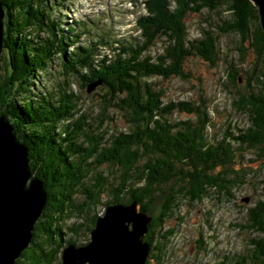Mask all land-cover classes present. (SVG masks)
<instances>
[{
  "label": "trees",
  "instance_id": "1",
  "mask_svg": "<svg viewBox=\"0 0 264 264\" xmlns=\"http://www.w3.org/2000/svg\"><path fill=\"white\" fill-rule=\"evenodd\" d=\"M132 1L137 5V0ZM50 2L0 0L5 14L2 44L7 51V72L0 75V113L13 123L17 138L27 148L33 175L44 182L47 193L32 241L15 264H54L64 242L75 244L73 239H60V226L72 215L86 217L91 207L101 203L103 192L110 196L103 202L105 207L136 201L137 209L147 214L163 198L159 213L149 215L144 234L148 255L153 249L160 252V239L172 233L171 229L162 232L163 223L178 198L193 202L211 189L227 193L243 179L241 171L231 167L235 155L231 142L222 138L212 144L206 138L210 121L206 104L163 102V88L148 78L189 79L185 61L191 56L216 64L218 40L210 26L201 29L199 38H187V15L204 8L227 10L228 16L216 26L219 34L236 33L241 56L248 49L256 61L263 58L264 32L257 8L250 0H142L147 13L136 16L135 29L129 34L114 31L111 25L109 32L91 34L80 19L74 28L62 26ZM158 37L165 42L162 51L152 56L149 49ZM54 59L61 65L56 88L33 92L32 86L50 71ZM74 78L85 88L99 79L98 91L92 95L105 88L103 116L96 124L90 123L89 113L81 111V95L71 88ZM238 79L237 69L229 64L226 80L235 85ZM255 80L256 91L239 94L237 100L249 126L232 138L239 148L255 149L264 170V64ZM106 104L124 114L128 131L106 136L102 129ZM175 111L189 116L171 121L168 116ZM104 164L118 169L116 186L97 171ZM90 180L94 181L87 186ZM261 183L264 194V176ZM79 191L88 193L81 205L75 203ZM247 215L246 228L260 235L251 239V255L241 256L235 264H264V200L249 207ZM49 216L52 220L46 219ZM98 216L93 213L89 234Z\"/></svg>",
  "mask_w": 264,
  "mask_h": 264
},
{
  "label": "rangeland",
  "instance_id": "2",
  "mask_svg": "<svg viewBox=\"0 0 264 264\" xmlns=\"http://www.w3.org/2000/svg\"><path fill=\"white\" fill-rule=\"evenodd\" d=\"M49 1L54 8V16L61 17V21L64 22L62 26L64 25L67 29L76 27L74 22L80 19L84 21L87 28H90L91 34L101 33L100 31L110 28L114 31L121 29L122 34L131 32V27L127 23V18L130 17L128 3L120 5L123 0H117L114 8L106 0ZM55 1L58 3L56 4ZM138 5L137 9H139ZM141 11L143 12V9ZM227 16L228 11L223 8L213 12L204 8L201 12L189 13L185 20L188 39L199 38L201 29L208 26L217 34L218 57L215 65H209L198 56H191L185 61V69L191 76L189 79L184 80L178 77L161 79L152 76L148 78V81L163 88V102L191 100L206 104L210 117L206 128V138L212 144H217L222 138H227L231 142V148L235 154L231 167L241 171L240 176L243 181L231 187L227 193H218L211 189L200 200L193 202L187 198H178L177 207L170 210V215L164 221L162 228V232L171 229L172 233L166 239H160L162 251L153 249L152 253L147 256L145 264H235L236 259L241 256L251 255V239L260 235L259 231L247 229L246 226L248 223L247 209L254 206L258 200H264L261 183L264 176L263 160L258 157L255 149L244 146L239 148L232 136L240 134V130L249 126L247 114L237 105L238 95L256 91L255 79L263 67L264 56L256 61L254 53L248 49L241 56L238 52V35L234 32L219 34L216 26ZM44 34L41 32L42 36ZM164 42V37H158L150 47L149 53L152 56L160 53ZM6 60L7 51L3 47L0 55V75L2 76L7 72ZM229 64L235 66L239 73V79L235 85L226 80ZM60 69L61 65L54 59L50 71L43 74L40 82L34 83L32 91L55 89L61 78ZM250 77L253 79L248 84L247 80ZM71 88L81 95L79 106L81 111L91 115L90 123L96 124L102 119L103 98L101 94L105 88L101 89L99 94L92 95L93 92L98 91V88L88 93L81 82L75 78ZM105 108L107 118L103 121L102 129L107 132L106 136L128 131L130 124L124 114L107 104ZM188 116L189 113L184 111H175L168 117L171 121H177L186 119ZM97 171L108 176L112 185L116 186L119 182L117 168L104 164ZM90 181H87V186H90L94 180ZM87 196V192H77L75 203L81 205L82 202H86ZM109 197L103 192L101 203L96 208L91 207L86 217L72 215L60 228L55 221V227L60 229V239L62 241L73 239L75 245L85 244L90 239L87 225L93 213L102 215L105 210L103 202ZM162 201V197L158 198L150 214H146L157 215ZM86 211L88 212V209ZM46 219L52 220L51 217ZM55 237L59 238L56 234ZM65 245L64 242L60 247L59 258L54 264L61 262V250Z\"/></svg>",
  "mask_w": 264,
  "mask_h": 264
},
{
  "label": "water",
  "instance_id": "3",
  "mask_svg": "<svg viewBox=\"0 0 264 264\" xmlns=\"http://www.w3.org/2000/svg\"><path fill=\"white\" fill-rule=\"evenodd\" d=\"M250 1L264 32V0ZM4 15L0 4V55ZM100 84L99 79L89 83L87 92ZM0 192V264H15L32 241L47 193L44 182L33 175L27 148L4 113H0ZM150 220L137 209L136 201L110 204L97 217L87 243L62 248L60 264H145L149 247L144 234Z\"/></svg>",
  "mask_w": 264,
  "mask_h": 264
},
{
  "label": "built area",
  "instance_id": "4",
  "mask_svg": "<svg viewBox=\"0 0 264 264\" xmlns=\"http://www.w3.org/2000/svg\"><path fill=\"white\" fill-rule=\"evenodd\" d=\"M108 3H109V5L111 6V7H113L114 8V6L116 5V3H117V0H106ZM132 3L131 2H129L128 3V9L129 10H132L133 9V6L131 5ZM141 8V10L143 9V11H144V8H143V6L141 5L140 6ZM140 10V11H141ZM134 16H131V17H129V18H127V23H128V25H132V22H131V19L133 18Z\"/></svg>",
  "mask_w": 264,
  "mask_h": 264
},
{
  "label": "bare ground",
  "instance_id": "5",
  "mask_svg": "<svg viewBox=\"0 0 264 264\" xmlns=\"http://www.w3.org/2000/svg\"><path fill=\"white\" fill-rule=\"evenodd\" d=\"M0 194H1V192H0Z\"/></svg>",
  "mask_w": 264,
  "mask_h": 264
}]
</instances>
